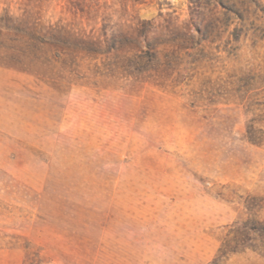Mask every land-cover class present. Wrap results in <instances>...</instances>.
Instances as JSON below:
<instances>
[{
    "label": "rangeland",
    "instance_id": "1",
    "mask_svg": "<svg viewBox=\"0 0 264 264\" xmlns=\"http://www.w3.org/2000/svg\"><path fill=\"white\" fill-rule=\"evenodd\" d=\"M200 19L175 87L91 43ZM263 220L264 0H0V264H264Z\"/></svg>",
    "mask_w": 264,
    "mask_h": 264
},
{
    "label": "trees",
    "instance_id": "2",
    "mask_svg": "<svg viewBox=\"0 0 264 264\" xmlns=\"http://www.w3.org/2000/svg\"><path fill=\"white\" fill-rule=\"evenodd\" d=\"M194 25L196 34L191 32L189 22L176 25L164 20L154 25L152 20H142L127 24L125 29H117L109 36L102 28L103 39L91 43L103 45L101 52L112 56L114 68L131 79L160 88L175 87L181 82L178 78L182 72L197 60L193 55L203 52L204 35L211 26L204 19ZM151 34L153 36H149ZM256 223L254 230L264 234V220Z\"/></svg>",
    "mask_w": 264,
    "mask_h": 264
}]
</instances>
